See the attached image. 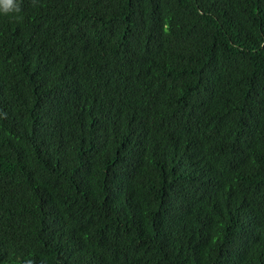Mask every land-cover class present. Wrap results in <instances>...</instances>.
I'll return each instance as SVG.
<instances>
[{"label":"trees","instance_id":"trees-1","mask_svg":"<svg viewBox=\"0 0 264 264\" xmlns=\"http://www.w3.org/2000/svg\"><path fill=\"white\" fill-rule=\"evenodd\" d=\"M19 2L0 264H264V0Z\"/></svg>","mask_w":264,"mask_h":264},{"label":"clouds","instance_id":"clouds-1","mask_svg":"<svg viewBox=\"0 0 264 264\" xmlns=\"http://www.w3.org/2000/svg\"><path fill=\"white\" fill-rule=\"evenodd\" d=\"M22 12L19 0H0V14L11 15L16 20H22L19 14ZM28 264H32L31 261Z\"/></svg>","mask_w":264,"mask_h":264}]
</instances>
